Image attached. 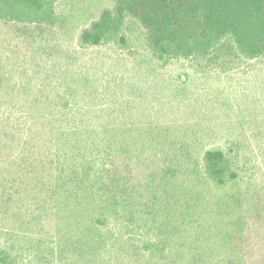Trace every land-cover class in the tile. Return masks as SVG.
Listing matches in <instances>:
<instances>
[{"label": "trees", "instance_id": "16d2710c", "mask_svg": "<svg viewBox=\"0 0 264 264\" xmlns=\"http://www.w3.org/2000/svg\"><path fill=\"white\" fill-rule=\"evenodd\" d=\"M57 1L0 0V264H264V114L237 119L244 164L237 137L178 122L202 96L166 75L264 62V0H110L66 49L23 31L60 32ZM103 45L124 56H86Z\"/></svg>", "mask_w": 264, "mask_h": 264}, {"label": "rangeland", "instance_id": "374dc122", "mask_svg": "<svg viewBox=\"0 0 264 264\" xmlns=\"http://www.w3.org/2000/svg\"><path fill=\"white\" fill-rule=\"evenodd\" d=\"M56 6L62 24H64L60 32L55 28L38 25L33 28H23V31L26 29L29 32L32 29L38 37L46 36V40L49 42H56L60 47L66 49L72 48L80 32L97 20L104 9L112 8L114 3L110 0H58ZM11 35L10 32H7L6 38L8 42L11 40L10 43L16 45L18 42L13 40V35ZM128 36L131 45L134 41L138 43L142 31L131 27L128 29ZM20 43L17 44L20 46L18 49L20 54H27L26 45ZM85 52L86 56L95 57L96 59L115 60L124 56L123 50L112 45L90 47ZM238 66L232 67L230 64L221 70L222 72L219 71L220 73L207 70L208 73L202 75L201 71L194 70L195 67H190L187 62L185 64L175 62L168 68L166 75L169 77V74L187 72L191 88L198 90L202 96V103L199 106H186L191 109L195 108V113L186 107L181 108L182 111H176L178 122L185 121V118H183L186 117L184 116L185 112H189L191 116L194 114L202 118L206 123L211 122L212 136L206 141L209 145L221 144L226 140L237 137L242 146L243 163L253 166L256 160V145L245 137V127L238 124L237 119L239 122L243 120L245 113L242 110L264 114V73L260 75V66H264V62L258 64L257 62L239 63ZM199 144L200 142L196 143V148ZM191 151L195 152V148L192 147ZM53 233L51 230L42 238L52 244L56 241ZM30 236L33 235L23 234L21 242L23 239L29 242L27 237ZM35 237L33 236V238ZM1 240L2 238H0ZM26 246L28 247L29 243Z\"/></svg>", "mask_w": 264, "mask_h": 264}]
</instances>
